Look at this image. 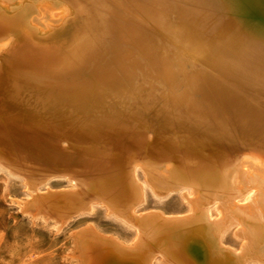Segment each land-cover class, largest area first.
Instances as JSON below:
<instances>
[{
  "label": "bare ground",
  "instance_id": "1",
  "mask_svg": "<svg viewBox=\"0 0 264 264\" xmlns=\"http://www.w3.org/2000/svg\"><path fill=\"white\" fill-rule=\"evenodd\" d=\"M0 175L54 232L126 228L61 263L264 264V0H0Z\"/></svg>",
  "mask_w": 264,
  "mask_h": 264
},
{
  "label": "rangeland",
  "instance_id": "2",
  "mask_svg": "<svg viewBox=\"0 0 264 264\" xmlns=\"http://www.w3.org/2000/svg\"><path fill=\"white\" fill-rule=\"evenodd\" d=\"M7 181L8 180L4 176L3 177L1 176L0 178V264H63V263L70 264L69 258L66 257L67 254L66 252H64L67 251L66 245L68 244L67 239L69 237V233L78 223L86 222L87 220L97 222L104 229H116L121 232H125L126 230L123 224L109 217L103 209H99L98 211L89 214L87 217L74 219L66 227L61 229L62 231H59L61 234L59 232L58 233L54 232L47 226L45 227L40 223L37 224L34 223L29 218L28 215L24 214V212L20 210L18 205H16L14 202L10 200L8 195L26 196V192L23 188L24 187L23 183L20 182L19 180L13 183ZM60 183L61 182L58 181V182H54L53 184L59 185ZM12 184L14 186H12ZM6 186L7 187L9 186L8 188L10 189H7ZM5 188L7 189L6 191ZM149 203L151 205L160 204L171 210L181 207L182 205L180 203L178 193H173V195L165 202L164 201L158 202L154 196L150 195ZM32 222L34 223V225ZM23 223H26L27 225H25L24 227ZM38 224H40V226ZM41 225L43 227H41ZM44 228H46V230L48 231L45 232L46 230ZM52 231L53 233L51 234ZM229 240L235 243V245H237L238 243L237 240L231 236L229 237ZM61 253L62 255L65 254L66 256L65 255H64L65 257L62 256ZM61 258H66L68 259L67 261L69 262H67L66 259L64 262L62 259V263H61Z\"/></svg>",
  "mask_w": 264,
  "mask_h": 264
}]
</instances>
